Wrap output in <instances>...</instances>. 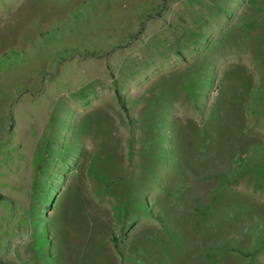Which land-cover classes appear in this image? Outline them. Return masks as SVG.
<instances>
[{"label":"rangeland","instance_id":"rangeland-1","mask_svg":"<svg viewBox=\"0 0 264 264\" xmlns=\"http://www.w3.org/2000/svg\"><path fill=\"white\" fill-rule=\"evenodd\" d=\"M0 264H264V0H0Z\"/></svg>","mask_w":264,"mask_h":264}]
</instances>
